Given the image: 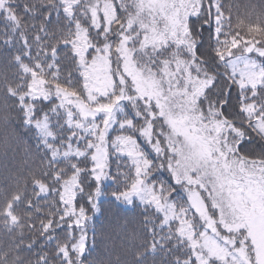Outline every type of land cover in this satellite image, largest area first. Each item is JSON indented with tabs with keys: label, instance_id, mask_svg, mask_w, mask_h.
<instances>
[{
	"label": "snow or ice",
	"instance_id": "6c2138e0",
	"mask_svg": "<svg viewBox=\"0 0 264 264\" xmlns=\"http://www.w3.org/2000/svg\"><path fill=\"white\" fill-rule=\"evenodd\" d=\"M233 9L0 0V264H264V8Z\"/></svg>",
	"mask_w": 264,
	"mask_h": 264
},
{
	"label": "trees",
	"instance_id": "16d2710c",
	"mask_svg": "<svg viewBox=\"0 0 264 264\" xmlns=\"http://www.w3.org/2000/svg\"><path fill=\"white\" fill-rule=\"evenodd\" d=\"M230 2L234 5V14H238L241 19L253 16L256 12L264 8V0H230ZM28 142L33 143V141ZM102 226L107 229L108 221L101 220L97 224V229L99 230ZM113 238L115 239V236Z\"/></svg>",
	"mask_w": 264,
	"mask_h": 264
}]
</instances>
